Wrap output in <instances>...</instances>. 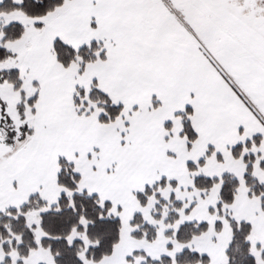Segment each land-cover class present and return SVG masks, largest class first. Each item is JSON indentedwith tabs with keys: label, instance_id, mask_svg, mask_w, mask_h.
<instances>
[{
	"label": "snow or ice",
	"instance_id": "obj_1",
	"mask_svg": "<svg viewBox=\"0 0 264 264\" xmlns=\"http://www.w3.org/2000/svg\"><path fill=\"white\" fill-rule=\"evenodd\" d=\"M0 264H264V0H0Z\"/></svg>",
	"mask_w": 264,
	"mask_h": 264
}]
</instances>
